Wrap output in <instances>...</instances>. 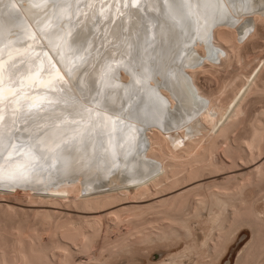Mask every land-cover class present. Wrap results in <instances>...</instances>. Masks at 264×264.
<instances>
[{
    "label": "bare ground",
    "instance_id": "1",
    "mask_svg": "<svg viewBox=\"0 0 264 264\" xmlns=\"http://www.w3.org/2000/svg\"><path fill=\"white\" fill-rule=\"evenodd\" d=\"M185 2L62 0L46 34L51 8L0 0L5 84L52 101L0 105L5 174L12 144L39 146L26 180L0 179V264H216L246 227L234 263L264 264V0H187L192 31Z\"/></svg>",
    "mask_w": 264,
    "mask_h": 264
},
{
    "label": "snow or ice",
    "instance_id": "2",
    "mask_svg": "<svg viewBox=\"0 0 264 264\" xmlns=\"http://www.w3.org/2000/svg\"><path fill=\"white\" fill-rule=\"evenodd\" d=\"M30 9H52L51 15H49L47 12H45L44 17L41 20H37L36 24L40 28V31L42 33L50 34L55 33L59 31V25L60 22L64 19V17L68 13V8L70 5H64L62 3V0H29ZM22 6V5H21ZM127 7V3L124 5ZM137 3L136 0H133L132 7H136ZM13 9V19H19L20 13L18 10H16V5L11 6ZM91 7V5H90ZM185 8L189 9V11L185 12ZM192 5L190 3L186 2L184 4H177L174 5L173 11L180 16V19L185 24L191 23V12ZM10 31V30H9ZM26 34V33H25ZM17 40L15 43H20V34L17 33ZM71 35V34H70ZM59 39H63L62 37H58ZM72 41L75 42L79 39V35L76 34L71 37ZM10 45L6 46L9 47ZM82 50V45L80 48H77L73 51H80ZM3 55V50H0V56ZM15 61L10 57L9 62H0V105H4L5 107H9L12 103H15L17 108L16 112H19L21 115H29L32 113L43 111L44 108L51 104L52 101L48 100L47 97L41 96L36 97L32 99L31 103H27V96L26 94H18V90L14 87H10V85L13 83L12 80H8L7 85L5 84V78H4V72L7 71L9 67H11ZM59 63L65 64L64 58L61 57ZM55 67L54 65L52 66ZM47 71L51 72V68L46 69ZM41 71H45V69L41 68ZM76 71V66L73 64H67L64 67V75H67L68 77H72L73 72ZM112 69L111 66H109L103 76L107 77L109 73H111ZM39 72L37 73V76H39ZM64 75L60 74V70L57 69L55 74L52 76V78L44 84V87L46 89H53L56 85L61 84V82L64 80ZM34 79V77L32 78ZM136 84H142L143 80L142 78L136 79ZM24 87L23 84H21V89ZM62 87V85H61ZM15 98L14 100L12 98ZM27 104V112L23 111L24 104ZM86 111L89 113V117L91 118L92 109L88 108ZM16 114L15 112L13 113ZM5 119L4 115L0 114V121H3ZM10 143V137L7 141H5V138L3 135H0V153L4 151H8V144ZM20 145L12 144L11 145V151L9 152V156L6 159V164L8 165V169L6 170L3 167H0V179H7L9 181H18V180H26L27 179V173L31 170L35 169L38 166V159L36 155V150L38 149V145H33L26 150H21ZM47 151L53 155H56L58 152L61 151V145L53 144L51 147L47 149ZM43 156V153L40 154Z\"/></svg>",
    "mask_w": 264,
    "mask_h": 264
},
{
    "label": "rangeland",
    "instance_id": "3",
    "mask_svg": "<svg viewBox=\"0 0 264 264\" xmlns=\"http://www.w3.org/2000/svg\"><path fill=\"white\" fill-rule=\"evenodd\" d=\"M264 39V37H262ZM261 38V41L264 40ZM262 43V44H263ZM261 44V45H262ZM260 48L264 47V44L262 46H258ZM243 61V59L241 60ZM228 70L231 69V67H227ZM238 72H240V70H238ZM200 76V75H199ZM8 199V200H7ZM6 202L8 203H17V204H21V202H19L18 200H16L14 197H12V195H9V197L4 199ZM13 200V201H12ZM251 235H250V231L246 228H244L242 231H240L228 244L226 250L224 251V253L222 254L220 260L218 261V263L216 262V264H235V260L237 259V255L238 252L247 244V242L250 240ZM154 252V251H153ZM152 252V253H153ZM151 253V252H150ZM150 254V257L152 258H156V256H154L153 254ZM157 258H162V256L160 254H156Z\"/></svg>",
    "mask_w": 264,
    "mask_h": 264
},
{
    "label": "water",
    "instance_id": "4",
    "mask_svg": "<svg viewBox=\"0 0 264 264\" xmlns=\"http://www.w3.org/2000/svg\"><path fill=\"white\" fill-rule=\"evenodd\" d=\"M188 28L192 31V20H191V23L189 24ZM206 45H207V47H210L207 41H206ZM187 88H188V92L191 93V88L189 87V85H187Z\"/></svg>",
    "mask_w": 264,
    "mask_h": 264
}]
</instances>
